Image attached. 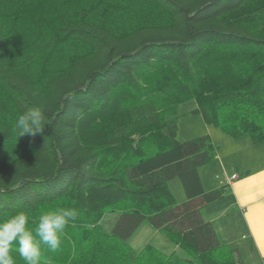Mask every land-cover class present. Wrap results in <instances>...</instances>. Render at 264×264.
Returning <instances> with one entry per match:
<instances>
[{"label":"trees","instance_id":"1","mask_svg":"<svg viewBox=\"0 0 264 264\" xmlns=\"http://www.w3.org/2000/svg\"><path fill=\"white\" fill-rule=\"evenodd\" d=\"M189 100L226 136L264 141V0H0V222L24 211L34 231L76 209L40 264H243L199 213L226 187L203 188L208 135L177 139ZM35 109L44 128L18 137ZM145 220L188 257L134 251Z\"/></svg>","mask_w":264,"mask_h":264},{"label":"crops","instance_id":"2","mask_svg":"<svg viewBox=\"0 0 264 264\" xmlns=\"http://www.w3.org/2000/svg\"><path fill=\"white\" fill-rule=\"evenodd\" d=\"M211 140L217 144L215 158L199 169L205 191L220 187L213 173H225L227 177L236 175L237 178L226 186L220 200L201 207L200 216L211 223L221 244L238 250L243 264H264V162L259 161L263 155L247 161L245 167V164H238L234 168L228 164L223 151L232 153L237 140L253 151H258L255 147L259 143L253 144L247 137L234 139L225 134ZM217 207H221L220 211Z\"/></svg>","mask_w":264,"mask_h":264},{"label":"clouds","instance_id":"3","mask_svg":"<svg viewBox=\"0 0 264 264\" xmlns=\"http://www.w3.org/2000/svg\"><path fill=\"white\" fill-rule=\"evenodd\" d=\"M44 128V116L39 109L20 115L15 123L18 137L35 136ZM74 208H61L42 214L34 231L29 229V217L17 212L0 222V264H15L14 246L26 264H40L42 245L56 252L62 244V236L70 221L77 218Z\"/></svg>","mask_w":264,"mask_h":264},{"label":"rangeland","instance_id":"4","mask_svg":"<svg viewBox=\"0 0 264 264\" xmlns=\"http://www.w3.org/2000/svg\"><path fill=\"white\" fill-rule=\"evenodd\" d=\"M194 109H196V103L194 102V100H189L179 107L177 121L178 141L184 142L192 138L204 135H208L211 139H215L218 135L224 134L220 129L205 123L201 115L192 113L191 111H193ZM242 142L243 141L241 140H237V143H233V152L230 154L225 153V149L223 150L230 166L234 168L238 166V164L242 166L247 161L250 162L252 158L258 159V157H261V155H263V158H260L259 161L264 162V141L256 145L255 148H257L258 151L250 150L249 148L242 145ZM209 164H206L205 166ZM247 164H245L243 167H245ZM240 169H242V167ZM212 176L214 178L221 179L220 173H213ZM218 181L219 180H217V182ZM215 184L217 183L215 182ZM168 187L172 192L177 204H180L185 200V194L178 178L170 180L168 182ZM220 208L221 207H217V211H220ZM117 218L118 215H116L115 213L107 214L103 220L104 230L110 231L114 226ZM127 244L134 251H138L142 249L146 244H150L161 253L169 254L171 252H174L180 258L188 257V255L182 250L178 249V247H176L169 238L156 230V228L146 220L140 224V226L135 230L132 236L127 240Z\"/></svg>","mask_w":264,"mask_h":264},{"label":"built area","instance_id":"5","mask_svg":"<svg viewBox=\"0 0 264 264\" xmlns=\"http://www.w3.org/2000/svg\"><path fill=\"white\" fill-rule=\"evenodd\" d=\"M235 178H236L235 175H232L230 178L226 177L225 175H222V180H223V183L225 184H229Z\"/></svg>","mask_w":264,"mask_h":264}]
</instances>
